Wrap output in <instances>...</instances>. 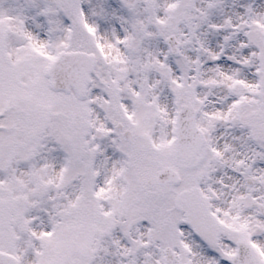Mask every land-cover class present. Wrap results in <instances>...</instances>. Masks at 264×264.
<instances>
[{"label": "snow or ice", "instance_id": "snow-or-ice-1", "mask_svg": "<svg viewBox=\"0 0 264 264\" xmlns=\"http://www.w3.org/2000/svg\"><path fill=\"white\" fill-rule=\"evenodd\" d=\"M0 264H264V0H0Z\"/></svg>", "mask_w": 264, "mask_h": 264}]
</instances>
